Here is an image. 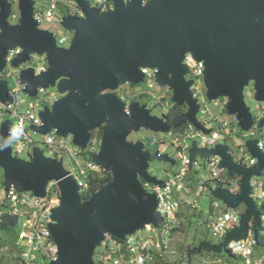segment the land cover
I'll return each instance as SVG.
<instances>
[{
	"label": "water",
	"instance_id": "obj_1",
	"mask_svg": "<svg viewBox=\"0 0 264 264\" xmlns=\"http://www.w3.org/2000/svg\"><path fill=\"white\" fill-rule=\"evenodd\" d=\"M84 14L66 15L61 23L73 33L69 48L57 45L54 33L41 28L35 17L36 2L19 0L20 16L13 24V4L0 0V72L7 66L10 50L21 48L15 67L31 61L32 55L46 56L48 69L36 75L34 68L21 72L24 92L31 98L39 89L56 87L62 96L40 113L41 127H32L40 135L53 130L58 136H72L75 146L87 151L95 131L102 130L101 149L92 157L112 180L84 200L78 182L66 170L63 160L45 155L38 147L30 161L13 156L14 122L8 120L0 129V168L4 173L5 192L15 188L46 199L50 184L60 191V204L52 210V238L58 247V258L48 264H96L95 253L108 235L125 241L128 236L158 228L163 221L158 212L159 199L149 193L142 181L165 188V182L150 173V163L177 161L160 151L152 154L144 142L128 138L142 129L155 134H169L172 126L165 118L153 116L147 105H129L116 92L125 85L139 86L146 81L142 69L156 70L160 88H168L175 106L187 107L174 129L187 124L209 135L198 119L199 101L191 91L193 81L184 64L187 54L204 62V80L210 101L228 97V111L236 116L243 132L255 125L254 114L245 99L251 83L256 100L264 102V0H108L113 10L102 12L89 0H75ZM0 100L6 106L13 102L9 85L0 81ZM264 128V117L258 123ZM259 140L249 139L246 148L258 160L252 167L235 162L226 145L201 149L196 141L190 149V168L198 156L222 158L221 169L230 177H242V191L234 195L218 188L213 195L228 208L246 205L239 227L228 233L224 242L215 245L202 242L198 252L229 254L228 244L246 238L249 222L254 218L259 247H264V205L259 209L252 199L254 177L264 171V151Z\"/></svg>",
	"mask_w": 264,
	"mask_h": 264
},
{
	"label": "built area",
	"instance_id": "obj_2",
	"mask_svg": "<svg viewBox=\"0 0 264 264\" xmlns=\"http://www.w3.org/2000/svg\"><path fill=\"white\" fill-rule=\"evenodd\" d=\"M128 1L131 0H125V2ZM141 1L143 4H146L150 0ZM70 4L77 9V13L71 15L84 16L75 0H71ZM91 5L92 7L100 8L102 12L113 10V3L108 0H95ZM58 11V4L52 1L51 7L45 15V19L47 22H54L62 27L61 23L66 15L58 13ZM35 17L40 21L37 14H35ZM16 19L17 15L13 12L10 19L11 23L15 24L18 21V19ZM71 34L72 42L73 33ZM54 36L59 47L67 48L66 46L69 42L67 37H59L55 34ZM22 52L23 50L19 47L10 50L7 57V66L3 72H0V81L8 82L7 77L12 76V73L8 72V68L17 71V76L21 85L20 88L9 86V95L13 98V102H10L8 106L3 104L0 100V129L4 122L8 120L14 122V127L11 132L14 136L12 145L13 156L20 160L30 161L33 158V150L37 147L35 145L37 141L33 138L32 134L38 135L32 127L43 126L40 113L44 110L43 106L47 105L48 100L46 97L41 99V96H44L46 93L45 89H39L38 96L35 98H31L24 92L25 85H23L20 80L23 69L17 68L13 64ZM184 64L188 67L190 72L186 79L194 82L191 91L198 100L196 93L201 91V88L197 86V80L199 81L201 78H204L205 64L204 62L197 61L191 54L186 55ZM31 68L36 70V75L46 71L42 70V68ZM142 72L146 76L145 83L148 86L149 94L154 87L152 81L155 79L156 70L143 68ZM253 91L256 94L254 87ZM23 92L29 99H34L35 103L30 102L28 104L26 99H22ZM214 102L215 106L220 108L222 112L235 118V122L239 125L236 116H231L229 114L228 106L230 104V99L228 97L219 98ZM7 115L9 118L5 117ZM262 117H264V109L259 116L254 115L255 125L253 128L249 132H244L250 139H257L256 136L258 135L264 138V128L259 129L257 127V123ZM213 123H215V127L212 126ZM202 125L207 130H211V134L207 135L203 133L192 124L185 125L181 133L185 137H190L196 141L198 147L201 149L213 150L217 145L228 146L235 162L242 164L244 167L249 168L257 164L258 160L251 156L246 148V143L244 145H239L242 154H244L246 158H237L233 153L229 141L234 138V131H236V129H233L234 131L230 129L232 126L231 123L221 121L219 118H214L202 123ZM167 135L169 137H176L177 142L180 139L173 132ZM70 137L72 138V136ZM68 138L58 136L57 131L53 130L47 135V139L44 142L46 149L43 150L46 156L57 161L63 160L65 168V160L68 159L71 162L72 168H66V170L78 182L82 193L88 187L87 179L89 174L102 171L92 160V157L98 154L101 149L102 138L93 137L87 151H85L90 157L85 169L81 168L77 162V158L83 155L84 150L75 145L74 148L71 149L67 141ZM259 141V146L264 151V141ZM166 147L167 146L160 151L162 154H167L165 151ZM191 148L192 146L186 144L180 147L181 153L179 154L180 159L178 160L180 170L174 173H167V179L163 180L166 185L165 188L148 183L144 185L149 193L157 195L159 199L158 212L163 218L158 228L151 225L146 229H152L153 233L159 230L160 234L157 237H144L141 235V232H138L135 235L128 236L125 241H120L108 235L106 240L99 246V248L101 247L104 251L103 255L99 256L97 259L96 257L94 258L96 264H163L166 259V254H168V250L173 242L175 229L181 226L184 214L188 216L199 214L200 217H202L201 223L203 222L206 226L211 238L220 241L218 244L210 241L215 245L224 242L228 233L235 227L240 226L242 216L247 210L246 205L242 204L237 209H231L221 201L227 209L223 210L221 205L215 202V200L218 199L214 197L213 192L218 188H225L229 189L232 194L239 195L242 191V177H230L227 170L221 169L220 165L222 158L219 156L212 157L211 159L198 156L193 167L190 168ZM247 155L249 156L247 157ZM199 157L202 159V162L199 161ZM260 178L264 179V171L261 177H254L251 181L253 187L251 197L257 203L259 209L264 205V184H262L263 189L261 194H256V179ZM205 195H210L213 199L211 204L212 208L208 212H205L202 208ZM60 199L59 188L56 183H52L48 188V196L46 199L37 198L32 192L20 193L16 191L15 188H11L10 191L7 192V200L0 201V224L4 223V221H8L13 225L14 229H17L20 219L23 218L24 220L23 229L17 233L18 239L16 244L17 247H21L16 257L17 264H48L51 261L57 260L58 247L52 238L50 225L54 223L52 219V210L60 204ZM262 221L264 225V216L262 217ZM254 227L255 222L254 218H252L249 222V230L246 238L241 241H231L228 244L230 254L236 258H242L245 264H253L250 258L255 256L254 248L259 247Z\"/></svg>",
	"mask_w": 264,
	"mask_h": 264
},
{
	"label": "rangeland",
	"instance_id": "obj_3",
	"mask_svg": "<svg viewBox=\"0 0 264 264\" xmlns=\"http://www.w3.org/2000/svg\"><path fill=\"white\" fill-rule=\"evenodd\" d=\"M13 4V12L17 15V19L20 16L18 10L19 0H9ZM36 2V14L40 18L41 28L53 32L56 36L59 37H67L69 42L67 44V48L71 45V33L65 31L60 25L55 24L54 22H47L45 19V15L49 8L51 7L52 1H55L59 6L58 13L63 15H70L76 14L77 9L75 6L70 4L71 0H34ZM91 3L95 0H89ZM16 19V20H17ZM15 20V21H16ZM31 61L22 65L20 69H26L29 67L35 68H42V70L48 69V62L46 56H39V55H32ZM8 72L12 73L11 77H7V81L9 86L20 88V81L17 76V71H14L11 68H8ZM154 83L153 89L148 94V86L146 83L139 86H132V85H125L120 87V89L116 92V94L125 100V102L129 105L132 102H140L144 105H148L149 109H151V113L153 116H157L160 118H164L165 113L169 111H173L174 103L172 101L173 94L168 88H160L156 80L152 81ZM197 86L201 88V91L196 93V97L198 98L201 111L198 114V119L200 122L205 123L209 119L219 118L221 121H226L232 124L230 129H236L234 131V138L230 139L229 145L233 150V153L237 158L245 157L242 154L239 145H244L247 140L250 138L241 130L240 126L235 122V118L230 117L227 113H224L220 110V108L215 106L214 101H210L207 97V88L205 85L204 78H201L199 81L197 80ZM253 84H250L249 87H246L244 95L246 99V103L252 113L255 116H259L261 111L264 109V102H258L255 97V93L253 91ZM146 92V94H144ZM127 93V94H126ZM144 94V95H143ZM47 98V105L45 107H51L53 103L62 96L59 94L56 87H50L46 89V93L44 96H41V99ZM124 97V98H123ZM22 99H26L28 104L30 102L35 103L34 99H29L26 97L25 93L22 94ZM9 118V116H5ZM212 126H216L213 123ZM33 138L37 141L36 146L42 149H46L45 147V140L47 139V135H40V134H32ZM177 136L180 138L179 141H176V137H169L167 134H155L151 131H147L142 129L138 133L132 134L128 140L132 142H144L146 145V150L151 152L152 154L156 153L157 151H161L166 147V153L172 157L174 160H179V154L181 153V146L189 145L192 146L194 140L190 137H185L181 132H178ZM257 139L264 141V138L261 136H256ZM69 146L71 149L74 148L73 139L70 137L67 139ZM49 154V153H48ZM248 154V153H247ZM249 155H247L248 157ZM246 158V157H245ZM90 157L88 155H81L77 158V162L81 168H86V165ZM199 161L202 162V159L199 157ZM66 168L71 169L72 165L71 162L66 159ZM180 170L179 162L175 166L165 162L154 161L150 163V173L158 178L159 180H166L167 173H174ZM256 194H261L262 192V184H264V179H256ZM4 183V173L0 168V201L7 200V192H5L3 188ZM212 197L210 195H205L202 208L205 212L211 210L212 204ZM215 202L219 203L223 210H227L224 204L220 200H215ZM23 218L20 219L17 229L15 231L6 233L4 236L0 235V264H17V255L19 254V249L21 247H17L15 236L23 229ZM189 233V232H188ZM187 232H180L177 235H174L173 242L168 250V254H166L165 264H245V261L242 258H232L229 254H222L216 256L215 254H210L208 252H204L202 254H191L192 247L191 245H200L201 239L205 238L208 241H212L215 244L220 243V241L212 239L209 231L207 230L206 226L203 222L200 224L194 223V229L188 234ZM160 234L159 230H156L153 233L152 229H146L141 232V235L144 237H157ZM264 237V232L262 233ZM196 239V242L195 240ZM194 245V246H195ZM198 248V247H197ZM255 256H252L250 260L253 264H264V247H256L254 248ZM104 251L100 247L96 251V259L99 256L103 255ZM99 261V260H98Z\"/></svg>",
	"mask_w": 264,
	"mask_h": 264
},
{
	"label": "trees",
	"instance_id": "obj_4",
	"mask_svg": "<svg viewBox=\"0 0 264 264\" xmlns=\"http://www.w3.org/2000/svg\"><path fill=\"white\" fill-rule=\"evenodd\" d=\"M173 119H174V124L176 123L177 119L183 115L184 111L183 110H179L178 107H175L173 109ZM94 138L96 137H102V130H98L94 132ZM83 155H87L86 152H83ZM112 180V173L110 172H106V171H100V172H95V173H90L87 179V189L85 191H83L81 193V196L84 200L89 199L92 194H94L95 192H97L98 190H100L102 187H104L107 183H109ZM4 188V187H3ZM61 198V196H60ZM201 218L199 214H194L193 216H188L187 214L183 215V219H182V223L181 226L177 227L175 229V235H177L180 232H191L194 229V223L196 224H200L201 222ZM15 231V229L13 228V225L10 224L8 221H4V223L0 224V235H5L6 233ZM188 233V234H189ZM18 237L17 234L15 236V240L17 241ZM196 242V239H194ZM204 241H208V239L202 238L201 239V243ZM1 243V242H0ZM199 243V244H201ZM1 245V244H0ZM195 245V244H194ZM191 245L192 250L191 254L189 256H192L194 254H202L204 252L207 251H202V252H198L197 251V247L198 245ZM2 247V246H0ZM218 256V255H216ZM219 257V256H218ZM230 257L232 258H236L235 256L230 254ZM163 264H165V261L163 262ZM169 264V263H167Z\"/></svg>",
	"mask_w": 264,
	"mask_h": 264
},
{
	"label": "flooded vegetation",
	"instance_id": "obj_5",
	"mask_svg": "<svg viewBox=\"0 0 264 264\" xmlns=\"http://www.w3.org/2000/svg\"><path fill=\"white\" fill-rule=\"evenodd\" d=\"M144 94H146V92H144ZM144 94H143V95H144ZM138 102H139V101H138ZM141 104L144 105L143 103H141ZM147 106H148V105H147ZM175 107H178V106H175V105H174V108H175ZM178 108H179V110H183V111H184L183 114H185V113L187 112V107H186V106H184V107H178ZM148 109H149V107H148ZM149 110L151 111V109H149ZM173 113H174L173 111L166 112L164 118H165V120L168 121V122L170 123V125L172 126V131H171V132L175 133L176 136H177L178 132H182V131H183V128H184V127H182L181 129H178V130H176V129L173 128V126L175 125V124H174V119H173ZM177 164H178V160H177ZM152 176H153V175H152ZM142 183H143V185L146 184V182H144V181H142Z\"/></svg>",
	"mask_w": 264,
	"mask_h": 264
}]
</instances>
